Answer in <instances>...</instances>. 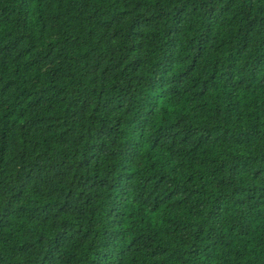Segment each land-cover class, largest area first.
<instances>
[{
    "label": "trees",
    "instance_id": "obj_1",
    "mask_svg": "<svg viewBox=\"0 0 264 264\" xmlns=\"http://www.w3.org/2000/svg\"><path fill=\"white\" fill-rule=\"evenodd\" d=\"M0 264H264V0H0Z\"/></svg>",
    "mask_w": 264,
    "mask_h": 264
}]
</instances>
